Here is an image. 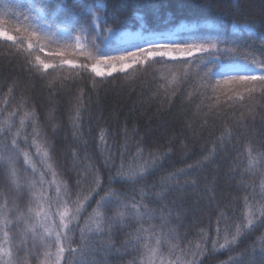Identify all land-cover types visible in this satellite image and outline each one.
I'll return each mask as SVG.
<instances>
[{
    "label": "trees",
    "instance_id": "1",
    "mask_svg": "<svg viewBox=\"0 0 264 264\" xmlns=\"http://www.w3.org/2000/svg\"><path fill=\"white\" fill-rule=\"evenodd\" d=\"M106 2L108 24L119 27L121 31L142 30L146 33V30H176L183 24L198 25L195 31L199 35L219 33L225 45L238 44L257 58H264V42L259 36L234 33L229 26L234 16L259 20L264 12V0H216L211 9L202 7L201 0H154L158 14L149 11L146 15L125 6L129 0ZM6 3L13 10L12 15L5 17L6 28L17 22L18 13H26L29 9L34 11L32 0H6ZM47 14L56 15L60 27L70 24V17L61 11L48 9ZM213 16L223 20V27ZM20 19L22 21L23 17ZM39 55L44 59L47 49ZM68 58H73L71 50ZM75 58L83 61V57ZM180 68L172 62L164 66L134 65L124 73H113L114 78H95V86L88 74L77 78L73 73V78H67V73H56L41 79L28 70L22 55L0 43V122L7 119L9 113H16L12 117L11 134L0 133V144H10L14 134L19 132L16 138L21 153L14 164L17 186L8 178V168L4 165L6 154L0 149V205L7 203L9 209L18 207L25 210L32 195L29 185L38 180L41 172L45 173V181L67 182L75 191L77 173H82L86 166H92L99 169L105 191L127 193L120 198L126 203H132L129 197L135 196L136 201L154 210L157 217L163 213L169 218L168 213L171 212L165 231L171 229L177 233V239L172 243L179 244L185 251L197 252L198 244L205 249L202 255H187L186 264L193 259L198 264H251L253 259L255 264H264L259 255L260 248L264 246V242L259 240L264 236V226L243 234L234 245L224 249L219 247L224 243L225 230L231 240L235 226L241 223L243 197L251 191L246 192L242 183L259 184V176L245 173L243 152L250 143L257 148L264 144V98L256 96L244 104L210 110L206 102L202 103L204 98L196 90V68L189 69L188 82L180 85L172 95L175 85L168 84L164 78L172 80V73H178ZM77 110L81 120L77 122L79 126L74 127L71 118L75 117ZM33 112L37 118L35 132L31 119L25 117V113ZM22 119L23 126L20 124ZM102 134L106 137L104 143L100 141ZM26 137L27 143H24ZM37 147L41 153L37 152ZM44 149L49 152L50 159L46 162L57 173L55 177L42 163ZM138 149L143 155L133 159ZM23 152L29 154L38 169L36 175L24 164ZM109 152L116 166L122 158L119 153H126L123 159L133 166L147 161L151 174L135 186L120 182L108 185L107 177L116 175L115 167L109 165L112 167L109 171L104 166ZM11 155L16 156L15 153ZM197 163L200 167L193 169L190 175L165 179ZM145 185L148 186L145 191L150 195L141 200L139 190ZM157 193L162 198L156 196ZM92 207H95L94 203ZM88 211L91 212V208ZM116 211L112 207L106 215L112 216ZM220 212L225 213L226 219L220 218ZM218 220H221L219 225ZM80 223L83 225L84 221ZM142 223L148 228L160 221ZM137 227L135 220H129L124 225L112 226L110 241L107 236L93 238L98 248L113 245L110 251L97 253L95 259L100 264H129L139 254L131 247L125 250V242L131 239L127 234L135 233ZM22 231V227L17 230V242ZM76 239L78 242L79 237ZM214 240L217 241L215 250L212 247ZM45 251L47 249L40 247L35 257L27 259L21 252L19 260L24 264H44ZM161 251L167 257V249Z\"/></svg>",
    "mask_w": 264,
    "mask_h": 264
},
{
    "label": "snow or ice",
    "instance_id": "2",
    "mask_svg": "<svg viewBox=\"0 0 264 264\" xmlns=\"http://www.w3.org/2000/svg\"><path fill=\"white\" fill-rule=\"evenodd\" d=\"M215 2L216 0H201V6L211 9ZM32 3L34 11L29 9L26 13H18L17 22L6 28L5 17L12 15L13 10L6 0H0V43L22 55L28 70L41 79H47L56 73H67V78H73V73L77 78L88 74L95 86V78L113 77V73H124L134 65L164 66L172 62L181 66L178 73H172V80L164 78L168 84L175 85L172 88L173 96L180 85L188 82L189 69L196 68V90L204 98L202 103L206 102L210 110L218 111L221 107L244 104L256 96L264 98V58H257L238 44L225 45L219 33L199 35L195 31L199 26L192 25L182 26L176 30H146V34L131 36L121 31L119 27L108 24L106 0H71V3H68V0H32ZM125 6L132 7L138 14L143 12L146 15L149 11L158 14L159 11L155 8L154 0H129ZM48 9L67 14L70 17V24L65 27L58 26L57 16L48 15ZM20 17H23L22 21ZM212 18L217 19L223 27L221 18L216 16ZM229 26L234 33L257 35L264 42V12L261 13L259 20L234 16ZM46 49L47 56L42 59L39 53H44ZM69 50L72 59L68 58ZM76 56L83 57V61H78ZM61 78H64L63 75ZM11 92L10 87L9 93ZM7 102L6 100L5 103ZM15 114L9 113L8 118L0 122V133L11 134L12 117ZM25 117L31 119L35 132L37 123L35 112L25 113ZM71 120L74 127L79 126L77 123L81 120L79 110ZM20 124L24 125L23 119ZM228 134L231 135L230 132ZM19 135L20 133L16 132L10 144L7 142L0 144V149L6 154L4 165L8 168V178L17 186V171L14 164L21 154L16 138ZM105 139V135L102 134L101 143H104ZM24 143H27V137ZM37 152L41 153L39 147ZM11 153H15L16 156L13 157ZM22 155L24 164L31 168L33 175H36L38 169L32 163L29 154L23 152ZM119 155L122 157L119 166L114 164L111 152L105 159L104 166L109 171L115 167L116 171L115 176L107 177L108 185L120 182L135 186L151 174L147 161L133 166L123 159L126 153ZM142 155V150L138 149L133 159ZM243 156L245 173L259 176V184L242 183L241 186L246 192L249 189L251 191L243 197L241 223L235 226L231 240L228 239L227 229L225 230L224 243L219 245L221 249L236 244L243 234L264 226V144L259 148L251 143L246 145ZM47 159H50L49 152L44 149L42 163L55 177L57 173L46 162ZM152 163L154 164L155 160ZM199 167V163L189 165L188 169H181L165 179H178L180 176L190 175L193 169ZM74 187L75 191L67 182H57L55 179L45 181V173L41 172L38 180L29 185L32 195L25 210L18 207L9 209L7 203L0 205V264H24L19 260V254L23 252L25 259L29 256L35 257L40 247L47 249L44 252V264H100L95 255L101 251H110L113 245L98 248L93 238L107 236L110 241L112 226L124 225L129 220H135L139 225L135 233L127 234L131 239L125 242V250L131 247L133 252L139 254L134 256L129 264H186L187 255L195 257L205 251L200 244L196 246L197 252H191V249L185 251L179 244L172 243L177 239V233L171 229L165 231L170 223L171 212L168 213L169 218L163 213L157 217L154 210L136 201L135 196L129 197L132 203H126L120 198L127 193L105 191V182L99 169L86 166L82 173H77ZM147 187L145 185L139 190L141 200L149 198L150 193L145 191ZM101 192L105 194L101 195ZM156 196L161 197V194L157 193ZM93 203L95 207H92ZM112 207L117 209L115 214L106 215ZM89 208L91 212L88 211ZM220 218L226 219L224 212H220ZM157 219L160 221L159 224L143 227L142 222ZM81 220L84 221L83 225L80 223ZM220 222L221 220H218L217 224ZM21 227L23 231L19 233L17 242V230ZM219 234L220 229L217 227V235ZM201 235L206 237L204 233ZM259 240L264 242V236ZM204 242H207L206 238ZM216 246L217 241H212L214 250ZM165 248L167 257L161 251ZM259 255L261 260H264V246L260 248ZM190 264H198V261L193 259ZM251 264H255L254 259Z\"/></svg>",
    "mask_w": 264,
    "mask_h": 264
},
{
    "label": "rangeland",
    "instance_id": "3",
    "mask_svg": "<svg viewBox=\"0 0 264 264\" xmlns=\"http://www.w3.org/2000/svg\"><path fill=\"white\" fill-rule=\"evenodd\" d=\"M182 26H192V25H189V24H183ZM181 26V27H182ZM180 27V28H181ZM179 28V29H180ZM123 32H125V33H128L129 35H131V36H134V35H136V34H140V33H144V34H146L145 32H143L142 30H138V31H130V30H125V31H123ZM128 70V69H127Z\"/></svg>",
    "mask_w": 264,
    "mask_h": 264
}]
</instances>
